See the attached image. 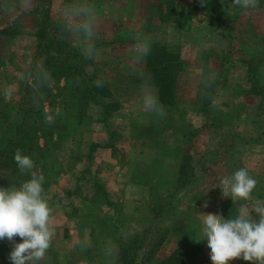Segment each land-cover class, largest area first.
Listing matches in <instances>:
<instances>
[{
  "label": "crops",
  "instance_id": "1",
  "mask_svg": "<svg viewBox=\"0 0 264 264\" xmlns=\"http://www.w3.org/2000/svg\"><path fill=\"white\" fill-rule=\"evenodd\" d=\"M215 2L218 14L201 8V0H50L52 21L76 25L54 38L72 41L68 56L87 59L69 69L83 72L86 90L97 88L74 100L56 96L53 104L46 102L50 118L78 115L82 121L55 148L64 171L55 172L42 193L52 210L54 236L46 256L33 264L121 262L113 242L111 248L102 243L106 252L94 249L103 230L87 220L88 202L99 207V217L117 216L111 231L118 234L120 247L131 246L136 260L143 252L148 256L144 262L155 264H174L169 257L178 250L179 264H212L206 241H196L203 213L235 218L246 209L251 219H259L255 205L264 194V79H253L251 60L264 56V2L248 8L233 0ZM36 7L37 1L22 7L0 28L22 22ZM38 38L36 25L29 32L24 26L11 38L24 42L16 54H35ZM28 40L30 47L25 46ZM165 51L181 66L168 84L170 100L149 80L165 67ZM263 64L262 59L261 68ZM49 83L56 94L69 85L62 74ZM77 153L82 154L79 161ZM63 155L71 159L68 164ZM240 168L257 184L249 199L232 201L217 185ZM103 193L122 208L124 223L113 205L97 202ZM186 199L194 205L185 207ZM186 209L198 220L196 228L186 225ZM11 247L7 239L0 240V264H12ZM228 264L250 262L233 259Z\"/></svg>",
  "mask_w": 264,
  "mask_h": 264
},
{
  "label": "rangeland",
  "instance_id": "2",
  "mask_svg": "<svg viewBox=\"0 0 264 264\" xmlns=\"http://www.w3.org/2000/svg\"><path fill=\"white\" fill-rule=\"evenodd\" d=\"M34 1H37V3H39V7H36L35 14L25 16L22 22L18 23L14 21L13 23H11V25L4 27L3 32H0V128L2 129L3 127L2 119L7 118L8 121L12 120L14 117L18 116L19 113V118L22 119L23 117L24 120H26L25 126L27 127L30 126L31 124L30 121L33 118L41 116V118L38 119L41 120V124L39 126L40 128L42 127L45 128L46 126H48V121L49 122L52 121L54 122L55 127L59 125V127L64 131H69V130L73 131V129L79 126L80 121H82V119L80 118L78 119V115L77 117L69 116L65 120L64 119L57 120L58 118L56 117V115L55 116L53 115L52 119L50 118L51 115L49 112L50 111L49 104L46 103L48 101V98L54 96V100H56L55 98L56 96H58L59 99H62L63 97H70L72 92L71 94L69 93L70 91H66L63 93L57 92V94L56 92L54 93V90L52 89L49 83L51 78H50V72L46 68V64L49 62L47 61L49 56L55 58V55L53 54L57 50L56 49L57 45L58 44L60 45L59 43L60 40L56 39L55 42L52 44L51 48L49 47L48 50L47 43L49 40V36L55 37L56 35L59 34L66 35L68 34V31L69 33L70 31H73L76 25L72 27V25H66L67 22L64 21H62V23L55 22L59 26H57L58 27L57 29H54V27L56 26H54V24L53 25L49 24L46 21L47 16H49L50 0H0V25L10 24L9 22L13 21L19 9H21L22 7L23 8L32 7ZM33 25H36V32H38V37H39L38 38L39 44H38V48H36L37 50L35 51V54H33V52L29 53L28 51H26L25 54H21V55L16 54L17 49L22 48V43L24 42H22V40L19 39L11 40V38L15 37L16 33H20L23 30L24 26H25V30L29 32L30 30H32ZM256 27L257 26L254 24V28ZM26 28H30V29H26ZM44 32H46L47 34L44 35ZM62 41L64 43H67V45L65 44L63 45V52L59 50L61 54L60 57H58L59 59L57 60V62L56 59H54V61H51V64L53 65L59 64L60 61L63 62L68 52H70L68 42L71 43L72 41L69 39H64ZM31 43L32 40H28L25 46L30 47L32 46ZM72 57L76 59V61H74V59L72 61L77 62V64H80L81 62L87 60L85 56L76 55ZM262 59L264 62V56H259V57L253 56L251 60L252 68H253V71L251 72L252 77L253 79H256L260 82L261 80L264 79V64H263V68L260 67V63ZM71 64L73 66L74 63ZM84 78L85 77L83 76L82 79ZM36 106H38L39 108L43 106V108H41L42 109L41 115L40 113H37V108H35ZM70 106L72 108L75 107L72 101H70ZM79 108L80 107H75V110L78 111ZM42 111L43 114H45L44 116H42ZM67 113L70 114L68 111ZM86 122L87 120H85L84 125L87 124ZM42 135L44 136V134ZM42 135L40 134L38 136V143L40 146L44 145ZM6 136H7L6 132L0 131V137L5 138ZM23 136L25 135L23 134ZM50 144L51 145H49L48 148H46L47 150L42 153L43 155L45 153L43 159L41 158L42 156H40V154L28 150V155L33 161V169H32L33 173L38 177L39 176L44 177V181L42 183L43 192L47 190L48 185L51 183V180L54 178V173L61 172L62 170L64 171L63 169L64 167L61 168L60 165L57 163L55 148L57 149L59 146L61 148L62 144H65V136L63 137V140H61V142H58L57 144L51 142ZM14 146L15 145L9 144L7 147H5L4 154H7L6 153L7 150L12 149L13 151L14 150L16 151V148ZM1 154L2 153H0V157ZM34 154L36 155L34 156ZM81 155H82L81 153H77L75 155V159L79 161ZM62 161L65 162V164H68L71 161V159L69 158V156L63 155ZM71 170H72L71 168L68 169V171ZM65 171H67L66 168ZM2 172H4L5 175L2 177L4 180H0V187H2L3 182L5 181L8 182V180H11L10 179L11 173L9 170H7L5 167H0V173ZM72 173H74V171ZM59 191L61 193L66 192L64 187H61ZM261 200H264V194L262 195ZM104 201H106L110 206L113 205L108 202V200L106 199L103 193V197L100 196L97 202L103 203ZM196 202L199 205L201 203V201L200 203L199 201ZM191 205H194L192 200L186 199L185 207L189 206L190 208ZM85 206H86L85 211H87L86 215L88 216L86 217L85 215L87 220L90 223L95 224L96 226L101 228V230H103L98 232L97 242H101V243H98V247L94 249L99 251H105L104 249H102L105 246V244L111 248L113 242L115 244L114 245L115 247H113L114 252L118 254L120 253V255H122L121 262L111 263L110 261V264H155L154 262L153 263L144 262V258L146 255L143 252L141 253V255H139L140 259L136 260L133 247L131 246L128 248L120 247L118 243L119 242L118 234L111 231V227L113 225L112 221L115 220L117 216H115V218L108 216L99 217L97 216V210L99 207L96 204L88 202L85 203ZM112 207H114V210L118 214L120 221H122L121 223H124L123 217H121L122 216L121 213H123L122 208L118 204H115ZM185 212L186 215L188 216V218L186 219L187 220L186 225L196 228L198 226V220L194 217H190L189 210L186 209ZM131 238L133 239L134 243H138L140 240L136 236ZM102 243L105 244L102 245ZM134 243L133 246H136V244ZM188 250L189 249H185V252ZM107 251L109 252L108 247H107ZM147 257L148 256H146V258Z\"/></svg>",
  "mask_w": 264,
  "mask_h": 264
},
{
  "label": "clouds",
  "instance_id": "3",
  "mask_svg": "<svg viewBox=\"0 0 264 264\" xmlns=\"http://www.w3.org/2000/svg\"><path fill=\"white\" fill-rule=\"evenodd\" d=\"M243 8L255 7L258 0H233ZM147 52V47L142 48ZM91 55V50L88 52ZM162 114V112H161ZM14 160L21 173L33 168V161L17 149ZM43 176L23 181L19 187H0V240L7 239L12 247L8 259L12 264H33L46 256L54 229L47 200L43 197ZM257 181L245 168L222 177L220 188L223 197L249 199ZM255 211L258 220L250 218L246 209L235 218H224L216 213H203L202 228L197 242L205 240L212 264H228L243 259L250 264H264V200H258ZM20 237V242L15 238Z\"/></svg>",
  "mask_w": 264,
  "mask_h": 264
},
{
  "label": "trees",
  "instance_id": "4",
  "mask_svg": "<svg viewBox=\"0 0 264 264\" xmlns=\"http://www.w3.org/2000/svg\"><path fill=\"white\" fill-rule=\"evenodd\" d=\"M215 1L216 0H201L200 7L210 12L212 11V13L215 12L216 14H218L217 11H220V7H219V4H216ZM46 21L49 24H52V25L54 24V26H56L54 27V29H57L58 28L57 26H59L57 23L53 22L49 16H47ZM0 31H4V29ZM46 34L47 33L44 32V35ZM55 40L56 39L53 36H49V40L47 43L48 50H49V47L51 48ZM59 43L60 45L58 44L56 48L57 50L55 52L56 54L55 58L54 57L52 58V56H49L47 59V61L49 62L46 64V68L50 72V78L54 76H58L59 74L67 75L69 85L68 87H66V90H64V92L70 91L69 92L70 94L72 92L71 96L68 97L70 99H73V100L76 99V97H78L80 93H84V94L92 93L93 94L92 90L96 89L97 87L95 88L92 87L90 88V90H86L88 88L87 86L85 87V80L82 79L83 72L78 69H69V68H72V64H67L68 62L66 61H69V58H73L72 56L67 55L64 58L63 62L60 61L59 64H55V65L51 64V61H54V59H56V62H57V60L59 59L58 57H60V54H61L60 51L63 52V45L64 44L67 45V43H64L63 41H60ZM152 57L153 56L150 55L149 59H152ZM162 57H163V61L166 62L165 67L157 68L156 71L153 72V77L155 80L152 81L153 79L151 78H149V80L151 81V83L155 82L160 85V89L162 93L161 96L163 99H167L169 97L168 100H170L171 97L168 95H170L171 93L167 92L168 84L170 86L171 82L174 81V79L176 78V73H179L181 71V66L179 62H177L176 64V61L175 60L173 61V57L175 56L167 55L166 53V56H162ZM72 60L71 62L76 65L77 62H73ZM157 60H161V57H159ZM74 61H76V59H74ZM74 64L73 66H75ZM66 65H71V67H67ZM103 89L105 90L106 88H103ZM59 93H63V92L60 91ZM48 101L52 103V101H54V96H51L50 98H48ZM73 103L75 105V102ZM52 104H50V106ZM35 108H37V113H40L41 115V110H42L41 108H43V106H41L40 108L36 106ZM44 115L45 114H43V111H42V116ZM55 115L58 118L57 120L67 119L65 117H62L60 114H54V116ZM39 118H41V116L33 118L34 120L32 119L30 121L31 124L29 127L25 126L26 120H24L23 117L22 119L19 118V113H18V116L14 117L12 120L8 121L7 118L2 119L3 127L2 129L0 128V131L6 132L7 136L5 138L0 137V153H2L0 157V167H5L11 173L10 174L11 180H8V182L7 181L3 182L2 187H11V186L19 187V185L23 181H26L30 179L32 175H35L32 170L33 168L31 170H27L24 173H21L14 160L15 150L14 151L12 149L7 150L6 152L7 154H4L5 147H7L9 144L15 145L14 147L16 148V150L17 149L21 150L22 155L29 156L28 150H30V151H34L37 154H40V156H42L41 158L43 159V157L45 156V153L44 155L42 153L47 150L46 148H48V146L51 145L50 144L51 142L57 144L58 142H61V140H63L64 136L66 137L67 131H64L63 129H61L59 125L55 127V124L52 121L50 122L48 121V126H46L45 128L43 127L40 128L39 126L41 124V120H38ZM23 134L25 136H23ZM40 134L41 135L44 134V136L42 135L43 141H44L43 146H40L38 143V136ZM35 155L36 154H34V156ZM4 175H5L4 172L0 173V180H4L2 178ZM181 253H182V250H178V251H175L169 257V259H172V263L174 264L180 263ZM159 264H164V263L163 261H161Z\"/></svg>",
  "mask_w": 264,
  "mask_h": 264
}]
</instances>
